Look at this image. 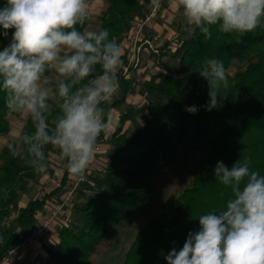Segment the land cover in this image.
Listing matches in <instances>:
<instances>
[{
  "label": "trees",
  "instance_id": "trees-1",
  "mask_svg": "<svg viewBox=\"0 0 264 264\" xmlns=\"http://www.w3.org/2000/svg\"><path fill=\"white\" fill-rule=\"evenodd\" d=\"M106 1L96 30L108 29L109 39L120 43L134 17L143 16L144 2L148 0ZM6 3L7 0H0V8ZM86 22L77 25L78 30H83ZM217 29V25L211 26L212 38L206 40L200 29L193 26L173 49L172 55L181 67L154 72L144 81L141 110L145 109L147 116L139 123L133 107L126 105L120 121L128 119L130 125L111 133V155L105 166L78 182L76 196L81 200L72 205L76 219L59 226L56 242L54 246H45L48 257L40 264H90L89 256L110 228L127 219L151 192V182L141 180L147 176L149 165L170 152L175 144L183 147L190 136L203 140L201 143L207 148L197 163L198 172L178 191L168 214H155L140 226L121 264H167L168 252L173 247L177 251L182 249L188 233L199 230L200 215L225 208L232 193L215 180L213 170L218 161L231 168L237 160L248 158L251 170L264 175V27L261 24L243 35L221 34ZM3 31L0 28V33ZM7 31V37L0 34V51L11 42L14 29ZM206 58L222 61L226 71L232 61L246 62L242 70L233 74L227 71V98L221 101L223 107L211 111L206 107L208 82L197 71ZM119 84L115 99L102 105L105 119L111 107L125 100L129 81L119 79ZM192 105L199 109L195 114L185 111ZM56 111L54 107L53 114ZM8 116L5 94L0 91V133H7L10 128ZM23 130L34 132L28 117ZM7 145L0 148V260L29 233L37 211L58 191L54 188L20 206L26 184L38 174L22 156H13ZM53 148H45L47 165ZM65 179L64 176L62 184ZM12 212L15 216L5 223Z\"/></svg>",
  "mask_w": 264,
  "mask_h": 264
},
{
  "label": "clouds",
  "instance_id": "clouds-1",
  "mask_svg": "<svg viewBox=\"0 0 264 264\" xmlns=\"http://www.w3.org/2000/svg\"><path fill=\"white\" fill-rule=\"evenodd\" d=\"M168 6L206 40L213 25L221 34L243 35L264 23V0H168ZM89 14V0H7L0 8V34L14 29L0 51V91L7 113L28 117L34 126L31 133L21 127L7 146L37 174L47 172L45 148L51 145L66 161L64 170L83 178L98 137L111 130L102 105L120 88L123 50L106 28L78 30ZM48 70L56 74L54 83ZM197 71L208 82L207 110L223 107L230 87L223 62L206 58ZM250 164L248 158L231 168L217 162L215 180L232 195L223 210L198 217L199 230L188 233L182 249L168 252L167 264H264V175Z\"/></svg>",
  "mask_w": 264,
  "mask_h": 264
},
{
  "label": "rangeland",
  "instance_id": "rangeland-1",
  "mask_svg": "<svg viewBox=\"0 0 264 264\" xmlns=\"http://www.w3.org/2000/svg\"><path fill=\"white\" fill-rule=\"evenodd\" d=\"M147 1L144 2L146 4ZM164 6V5H163ZM141 18L142 16H137ZM180 24L179 27L175 24L176 34L175 36L163 37L161 39H154L158 45V52L153 53L152 51L144 52L142 58L151 59L156 68V72L164 71L166 69H178L181 66H178L176 56L172 55L173 48L178 39L183 38L186 33L193 28L192 25H188L182 15H180ZM135 19L131 22V27ZM95 21H93L90 26L91 30H94ZM264 27V23H262ZM178 29L181 31L179 32ZM151 34V33H150ZM151 37L153 35H150ZM172 37V38H171ZM168 42V43H165ZM246 65L245 61H232L227 67V71L230 74L238 70L244 69ZM149 75L151 72H148ZM50 81H55L56 74L52 70L51 74L47 76ZM142 112V121L147 116L145 109L139 107L136 111ZM145 111V113H143ZM117 114L115 116V121H111V130L113 132L115 128L121 127L117 124ZM10 123V130L7 133H0V148L1 146L8 144L12 141L15 133L22 127L24 122V116L18 114L15 116L7 117ZM203 140L190 136L185 139L183 147L174 145L172 150L166 153L160 160L154 162L152 165H149V172L147 176L142 177L141 180H149L152 184V190L149 192L148 197L141 203L138 208L125 220H121L117 224L113 225L107 235L102 239L99 245L96 248V254L93 257V264H121L120 261L123 259V254L127 250L129 244L131 243L134 234L142 226L147 219H150L155 214H161L163 212L169 213L170 203L178 194L184 186L188 185L190 180L198 172L199 166L197 163L203 158L207 148L202 145ZM103 163L92 164V167L99 166L100 168L104 167V162L110 157L111 151L109 152L106 147L103 151ZM50 159L48 160V169L46 173L36 175L32 180H29L26 190L21 195V200L28 203L34 197L42 196L45 192L44 188L47 187L50 190L53 188L55 181L57 180V175H55L50 165H54L57 161L56 159L60 157L59 150L53 148V151L49 155ZM93 168H91L92 170ZM87 173V172H85ZM87 174H84L81 180H85ZM72 181L75 178H71ZM77 178L72 182L75 183ZM80 180V181H81ZM79 181V182H80ZM79 187V184H77ZM49 190V191H50ZM86 193L90 191L86 190ZM77 191L75 189L72 201L68 206V211L63 217L62 222L68 224L75 221L76 216L72 213V205L78 203L81 198L76 196ZM15 213L12 212L7 218L4 219L5 223H8ZM63 222V223H64ZM60 223H57L50 231V234H47L46 237L41 239V242L44 246H54L56 242L57 230ZM96 255V256H95ZM95 256V257H94ZM9 264H36L35 261L30 260L27 256L21 258H14Z\"/></svg>",
  "mask_w": 264,
  "mask_h": 264
},
{
  "label": "crops",
  "instance_id": "crops-1",
  "mask_svg": "<svg viewBox=\"0 0 264 264\" xmlns=\"http://www.w3.org/2000/svg\"><path fill=\"white\" fill-rule=\"evenodd\" d=\"M150 2H151V0H148L147 3L144 4V14H143L142 18L149 12V9L151 7ZM89 5H90V14H89V18L87 19L86 25H85L83 30H91L90 26L92 25L93 21H95V23H96L94 25V30H96L98 28V23H97L98 19L97 18L106 9L107 1L106 0H89ZM180 15L181 14L179 12L173 11L169 8L168 0H162L161 7L159 9L157 16L150 23L145 25L143 36L151 39L152 44L158 48V45L155 42H153V40L157 39V38L161 39L163 37H170L172 35L175 36L174 34H176V28L179 27V24L181 21ZM135 18H137V16H135L134 19ZM175 24L177 25V27H175ZM178 31L180 32L181 30L178 29ZM127 34L125 35V37L122 38L121 42L119 43L120 46L122 47L123 51H124V44L126 42ZM150 35H153V36L151 37ZM165 43H168V42H165ZM144 52L150 53L147 50H144L143 53ZM142 57H143V55H142ZM147 62H151V59L142 58L143 64H145ZM151 63H153V62H151ZM147 71L151 72V74H152V71H149V69L147 67L142 65V67L138 68L136 71H133V74H132L130 79H124V80L129 81V88H128L127 93H126L125 100L119 106H113L109 109V111L107 113L106 121H110V122L112 121V123H113V121H115V119H114L115 116L118 114L119 116L117 117V124L120 126L122 125L121 130H124L126 128V126L130 125V120L127 119L121 123L120 114L124 112L126 105H131L133 107V109L135 110L134 118L136 120H138L139 123L143 122L142 118H141L142 112L141 111L139 112L136 110L142 106V104L144 103V100H145L144 99V86L142 84L144 83V81L148 80L149 77L151 76V74L149 75V73H147ZM51 72H52V70H50L46 76L50 75ZM53 83H54V81H53ZM115 97H116V94H114V99H115ZM143 113H145V111ZM16 115H18V114H16ZM11 116H15V115H10V117ZM26 119H27V117L24 118V122ZM24 122H23V125H24ZM9 125H10V123H9ZM23 125H22V128H23ZM9 130H10V128H9ZM9 130H7V131H9ZM111 133H110V131L108 133H101V135L98 137V139H97V150H96L95 158H94L93 162L89 165L88 169L86 170L87 173H85V174H88V173L95 171V170L102 169L99 166H96L94 169V167H92V164H95L94 162L103 163L102 160H103L104 156L102 153L104 151V147H106L109 152L111 151V144L109 142ZM49 155L47 156L48 160L50 159ZM56 160L57 161L54 163L53 166L50 164H49V166H51L50 168H52L50 170V172L53 170L54 171L53 173L55 175L58 174L57 180L55 181L54 186L52 188V189L58 188V191L55 194H53V196H49V198L45 201L44 207L46 205H48V202L51 199H53L56 195H58V192L61 191L62 188L71 184L76 179L75 178L72 181L71 178H73V177H71L67 172L65 173V170H64V167L66 164L65 160H62L60 157H58ZM107 160L104 162V164L107 162ZM91 168H93V169L91 170ZM64 176L66 179H65L64 184H62L61 182H62V178ZM26 204L27 203L23 202V200H21V198H20L19 205L25 206ZM60 225H65V224H60ZM55 238L57 239V235ZM95 250L89 256L90 264H93L92 263L93 262L92 256L94 254H96Z\"/></svg>",
  "mask_w": 264,
  "mask_h": 264
},
{
  "label": "built area",
  "instance_id": "built-area-1",
  "mask_svg": "<svg viewBox=\"0 0 264 264\" xmlns=\"http://www.w3.org/2000/svg\"><path fill=\"white\" fill-rule=\"evenodd\" d=\"M162 2V0H161ZM151 7L149 12L142 18H135V21L130 27L126 42L124 44V51L122 56V67L118 72V79H130L133 71L138 68L145 66L152 71L156 72L153 62L142 63L143 51H152L153 53L158 52V48L152 44L151 39L144 37L145 25L150 23L158 14L160 5L153 6L151 0ZM114 100V95L106 103H111ZM82 178H77L75 183H71L61 191L58 192L53 199L48 202L42 210L37 211L35 215V221L30 227L29 233L23 237L15 246L10 248L1 258L0 264H9L14 258H21L27 256L30 260L36 262V264L44 263L47 260V251L45 246L42 244L41 239L50 234L52 228L57 224H65L62 222L68 206L72 201L78 181ZM45 192H49V188H44ZM54 245V243H53Z\"/></svg>",
  "mask_w": 264,
  "mask_h": 264
}]
</instances>
